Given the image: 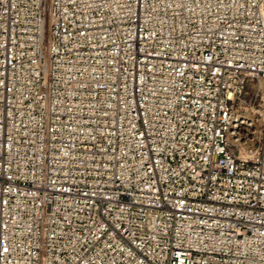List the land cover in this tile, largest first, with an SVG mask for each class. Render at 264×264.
<instances>
[{
  "label": "built area",
  "instance_id": "obj_1",
  "mask_svg": "<svg viewBox=\"0 0 264 264\" xmlns=\"http://www.w3.org/2000/svg\"><path fill=\"white\" fill-rule=\"evenodd\" d=\"M0 264H264V0H0Z\"/></svg>",
  "mask_w": 264,
  "mask_h": 264
},
{
  "label": "rangeland",
  "instance_id": "obj_2",
  "mask_svg": "<svg viewBox=\"0 0 264 264\" xmlns=\"http://www.w3.org/2000/svg\"><path fill=\"white\" fill-rule=\"evenodd\" d=\"M252 96H254V91L250 90V92L247 94V97H252Z\"/></svg>",
  "mask_w": 264,
  "mask_h": 264
}]
</instances>
